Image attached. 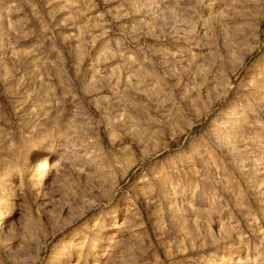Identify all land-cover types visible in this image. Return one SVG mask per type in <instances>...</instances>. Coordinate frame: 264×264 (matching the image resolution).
<instances>
[{"label": "rangeland", "instance_id": "rangeland-1", "mask_svg": "<svg viewBox=\"0 0 264 264\" xmlns=\"http://www.w3.org/2000/svg\"><path fill=\"white\" fill-rule=\"evenodd\" d=\"M0 264H264V0H0Z\"/></svg>", "mask_w": 264, "mask_h": 264}, {"label": "bare ground", "instance_id": "bare-ground-1", "mask_svg": "<svg viewBox=\"0 0 264 264\" xmlns=\"http://www.w3.org/2000/svg\"><path fill=\"white\" fill-rule=\"evenodd\" d=\"M41 161H43V158L41 157V159L40 158H38L37 160H35V162H34V166L35 167H37V168H39L40 167V163H41ZM39 166V167H38ZM41 168V167H40ZM115 223V222H114ZM113 226V225H112ZM112 233V232H111ZM111 235V234H110ZM112 237V236H111Z\"/></svg>", "mask_w": 264, "mask_h": 264}]
</instances>
